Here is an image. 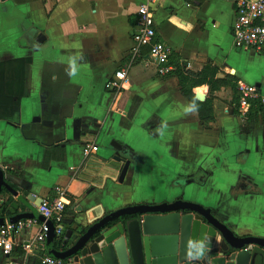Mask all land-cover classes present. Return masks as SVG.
<instances>
[{
  "label": "crops",
  "instance_id": "crops-1",
  "mask_svg": "<svg viewBox=\"0 0 264 264\" xmlns=\"http://www.w3.org/2000/svg\"><path fill=\"white\" fill-rule=\"evenodd\" d=\"M146 3L0 0V169L17 193L3 188L0 218L38 211L61 187L65 235L122 208L183 200L211 209L237 237L264 239V120H251L238 89L225 87L203 125L175 75L210 63L216 78L232 76L264 97V50L235 46L232 0H153L157 39L170 46L174 68L160 76L152 60L131 63ZM128 67L122 90L109 91L108 78ZM194 93L210 98L207 86ZM90 144L98 151L85 157ZM36 232L17 237L16 260ZM34 251L28 264H42L46 248Z\"/></svg>",
  "mask_w": 264,
  "mask_h": 264
},
{
  "label": "water",
  "instance_id": "water-1",
  "mask_svg": "<svg viewBox=\"0 0 264 264\" xmlns=\"http://www.w3.org/2000/svg\"><path fill=\"white\" fill-rule=\"evenodd\" d=\"M3 188L17 195L0 169V195ZM28 219L49 225L47 255L70 264H264V239L237 237L211 209L183 200L122 208L76 234L67 231L57 248L54 224L38 211L18 213L10 222Z\"/></svg>",
  "mask_w": 264,
  "mask_h": 264
},
{
  "label": "built area",
  "instance_id": "built-area-1",
  "mask_svg": "<svg viewBox=\"0 0 264 264\" xmlns=\"http://www.w3.org/2000/svg\"><path fill=\"white\" fill-rule=\"evenodd\" d=\"M153 3V0H149ZM236 7L237 17L233 25L234 44L239 49H252L258 52L264 50V0H232ZM150 3V4H151ZM150 4L141 5L137 11L136 27L132 37L133 58L131 63H137L140 59H149L156 65L160 76H170L174 71L170 64L171 48L165 42L157 39L155 21ZM147 49V53L143 50ZM128 68H121L108 78L106 88L109 91L119 92L128 81ZM240 95L239 108L245 114L248 113L252 102L260 101L264 112V97L254 85L237 82ZM98 151V146L86 145L84 156L88 157ZM67 191L61 187H55L53 196L46 198L38 208V212L46 221L54 224L57 240L65 239L63 227L64 216L67 210ZM37 230L30 245L24 246L25 255L16 260L13 257L15 240L23 232ZM50 231L49 225L37 219H28L19 222L5 221L0 224V252L6 264H28L31 257L35 256L34 248L41 246L46 248V239ZM42 264H64L60 259H54L45 255L41 259Z\"/></svg>",
  "mask_w": 264,
  "mask_h": 264
},
{
  "label": "trees",
  "instance_id": "trees-1",
  "mask_svg": "<svg viewBox=\"0 0 264 264\" xmlns=\"http://www.w3.org/2000/svg\"><path fill=\"white\" fill-rule=\"evenodd\" d=\"M217 74L218 69L213 67L210 63L198 73L187 71L181 66H178L175 71V75L179 80L181 94L188 100L191 108L200 114L201 123L203 125L214 121L212 103L215 93L225 87H231L234 91L237 90V84L234 82V77L231 76L227 80L218 79L216 78ZM202 86H207L209 89L210 98L204 102L199 101L194 93L195 89ZM259 116L264 120L263 107L261 106L260 101H254L249 110V117L251 120H257ZM60 243L61 242L58 241L56 246L59 247ZM21 254L22 252L16 255L20 256Z\"/></svg>",
  "mask_w": 264,
  "mask_h": 264
}]
</instances>
